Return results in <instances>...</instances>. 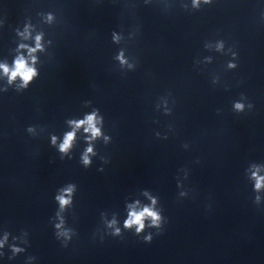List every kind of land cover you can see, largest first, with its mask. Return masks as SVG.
<instances>
[{"label": "clouds", "instance_id": "1", "mask_svg": "<svg viewBox=\"0 0 264 264\" xmlns=\"http://www.w3.org/2000/svg\"><path fill=\"white\" fill-rule=\"evenodd\" d=\"M201 3L208 5L212 3V0H192V7L195 9H199ZM44 15L45 23L52 24L55 20V16L53 13L48 12ZM33 26L29 24H25L24 31L19 32L23 39L27 40L31 38ZM43 32H38L34 37L35 46L31 47L28 44H20L18 48V52L20 50H26L27 56H25L22 52L16 56L13 61V64L9 66L7 63H0V73L3 74L4 77L7 79L8 87L0 89V92H7L9 87L15 85V91L22 92L30 86V84L39 77L40 73L39 70L36 68V64L38 62V57L36 55L37 52L44 51V44L43 41ZM113 42H119V36L113 32L112 33ZM51 43V41H49ZM223 49V41H220L217 44V50ZM233 57L235 58L237 54L235 52L232 53ZM117 60L120 61L121 65H128L129 68L132 65L128 64L127 59L124 57L123 51H121L116 57ZM229 68H236L237 64L229 62ZM19 81V83H17ZM245 99L244 97L241 98V101H236L233 104V110L237 113H241L245 111V104L242 100ZM253 107L252 104H248L247 108L251 109ZM98 109L94 110L92 113L87 114L84 119L78 121H69V124L73 126V131L68 132L65 134L64 139L58 145V150L60 153L67 155L70 148L72 147L73 141L75 139V131L81 127L84 128V132L90 134L88 137L89 146L86 148L85 152L81 156V163L84 168H89L92 165L91 157L96 155L94 148L92 146L91 141L102 136L101 128L97 127L98 124L102 123V117H98ZM35 127L29 126L27 128V132L29 134L34 133ZM159 135V133H157ZM105 141L109 139V137H104ZM51 144L53 146H57V137H51ZM63 159V156L61 157ZM104 159L103 157L101 158ZM107 162V161H105ZM256 170L252 172L251 179L255 181L254 184V191L259 193L262 189H264V176L259 175L260 168L258 166ZM103 171V169H99ZM76 190V185L74 183H69L65 187L58 189L57 194L55 195L54 199L58 204V210L55 213V219L58 221L54 223L55 229V236L56 239L62 241V246L67 247L68 242L72 239L74 235H76L75 230L69 227H66V220L65 217L62 215L66 209L72 206L73 204V193ZM181 195H185L181 193ZM260 196L257 195L255 197V202L259 203ZM156 204V200H152V205L145 206L139 210L135 206L130 205V211L128 213V219L124 223L125 229H132L135 228V234L140 236L141 233L144 232L146 227L155 228L157 230V234L162 230L163 224L166 222L164 216L161 215L162 210H157L154 206ZM148 222V223H146ZM116 220L113 219L107 222V227L112 229L110 233H107L112 236H121V229L119 227H115ZM27 235V232L24 233ZM9 233L5 232V236L3 240H0V248L4 247V244L8 241ZM103 238V237H102ZM18 239L17 237H13L15 241ZM153 239V234L149 232L147 235L143 236V241L145 243H151ZM24 245L28 244L27 240L22 241ZM12 256L9 259L15 258L18 254L24 253L26 251L25 247L17 246L16 243H13L11 246ZM3 253H0L2 256ZM35 260V257H28V264H31V261Z\"/></svg>", "mask_w": 264, "mask_h": 264}]
</instances>
